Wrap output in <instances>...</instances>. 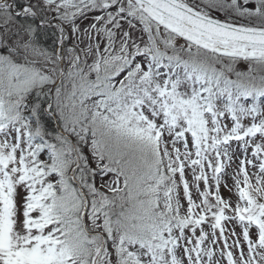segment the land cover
<instances>
[{
    "label": "snow or ice",
    "instance_id": "1",
    "mask_svg": "<svg viewBox=\"0 0 264 264\" xmlns=\"http://www.w3.org/2000/svg\"><path fill=\"white\" fill-rule=\"evenodd\" d=\"M0 264H264V0H0Z\"/></svg>",
    "mask_w": 264,
    "mask_h": 264
}]
</instances>
